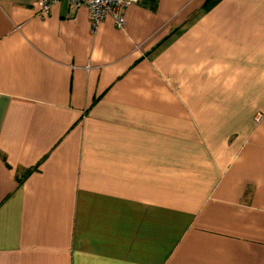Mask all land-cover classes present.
<instances>
[{
    "label": "crops",
    "instance_id": "1",
    "mask_svg": "<svg viewBox=\"0 0 264 264\" xmlns=\"http://www.w3.org/2000/svg\"><path fill=\"white\" fill-rule=\"evenodd\" d=\"M37 11L0 0V264H264V0Z\"/></svg>",
    "mask_w": 264,
    "mask_h": 264
},
{
    "label": "built area",
    "instance_id": "2",
    "mask_svg": "<svg viewBox=\"0 0 264 264\" xmlns=\"http://www.w3.org/2000/svg\"><path fill=\"white\" fill-rule=\"evenodd\" d=\"M38 4V17L46 16L50 8L61 0H36ZM77 7H86L91 22V28L96 30L100 22L106 17H111L115 26H123V9L130 4L138 3V0H66Z\"/></svg>",
    "mask_w": 264,
    "mask_h": 264
},
{
    "label": "trees",
    "instance_id": "3",
    "mask_svg": "<svg viewBox=\"0 0 264 264\" xmlns=\"http://www.w3.org/2000/svg\"><path fill=\"white\" fill-rule=\"evenodd\" d=\"M30 169H32V168H30Z\"/></svg>",
    "mask_w": 264,
    "mask_h": 264
}]
</instances>
